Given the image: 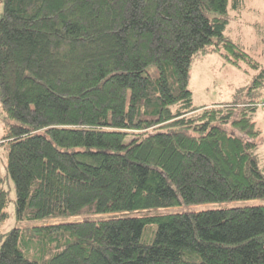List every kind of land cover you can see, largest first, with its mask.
<instances>
[{"label":"trees","instance_id":"trees-1","mask_svg":"<svg viewBox=\"0 0 264 264\" xmlns=\"http://www.w3.org/2000/svg\"><path fill=\"white\" fill-rule=\"evenodd\" d=\"M228 1L0 0L16 217H80L0 231V264H264V206L129 216L264 198L258 103L195 106L189 89L194 56L212 52L264 87L225 35Z\"/></svg>","mask_w":264,"mask_h":264},{"label":"rangeland","instance_id":"rangeland-1","mask_svg":"<svg viewBox=\"0 0 264 264\" xmlns=\"http://www.w3.org/2000/svg\"><path fill=\"white\" fill-rule=\"evenodd\" d=\"M229 23L225 35L235 43L241 45L256 61L264 66V0H229ZM260 70L244 66L235 67L227 63L216 53L194 56L190 68L189 89L193 93L195 106L229 103L235 100L247 102L251 99L259 105L254 115L258 131L257 154L259 166L264 170V87L255 89L254 83ZM253 92L251 96L249 93ZM10 122L2 112L0 103V138L6 133ZM7 148L0 147V175L5 179L4 188L9 192L11 202L6 211L9 217L0 223V231L8 232L12 229H27L34 226H50L76 222L80 217H49L37 221H21L15 213L16 192L14 183L6 178ZM264 206V198L253 200H239L198 205H178L170 208L152 209L138 213H131L132 217L165 215L185 212H200L207 210H223L243 207ZM119 215V214H116ZM124 215V214H121ZM111 216V215H110ZM108 215H96L92 219L107 218ZM87 219V218H82Z\"/></svg>","mask_w":264,"mask_h":264},{"label":"built area","instance_id":"built-area-1","mask_svg":"<svg viewBox=\"0 0 264 264\" xmlns=\"http://www.w3.org/2000/svg\"><path fill=\"white\" fill-rule=\"evenodd\" d=\"M261 106H263V107H264V102L261 104Z\"/></svg>","mask_w":264,"mask_h":264}]
</instances>
